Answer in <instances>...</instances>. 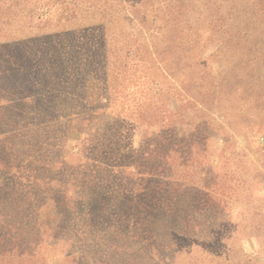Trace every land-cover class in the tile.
<instances>
[{
	"label": "rangeland",
	"instance_id": "rangeland-1",
	"mask_svg": "<svg viewBox=\"0 0 264 264\" xmlns=\"http://www.w3.org/2000/svg\"><path fill=\"white\" fill-rule=\"evenodd\" d=\"M83 26H102L115 115L135 116L134 103L142 100L141 112L166 114L186 140L205 127L206 139L191 147L183 142L182 159L174 147L167 166L182 183L185 234L175 235L177 221L167 220L162 246L119 240L111 254L99 252L107 244L72 237L63 206L41 198L44 189L63 190L70 168L84 161V146L91 151L78 133L91 123L66 121L63 134H50L51 147L42 126L0 140V230L8 227L14 243L17 231L28 232L19 234L23 245L14 252H33L19 263L17 256L3 258L11 264H264V0H0V42ZM100 76L85 82L91 101L104 94ZM130 120L122 146L137 149L156 127L150 119L142 126ZM94 126L87 130L91 140L100 130ZM37 166L41 182L30 177ZM205 194L209 205L193 201Z\"/></svg>",
	"mask_w": 264,
	"mask_h": 264
},
{
	"label": "trees",
	"instance_id": "trees-1",
	"mask_svg": "<svg viewBox=\"0 0 264 264\" xmlns=\"http://www.w3.org/2000/svg\"><path fill=\"white\" fill-rule=\"evenodd\" d=\"M90 27L64 29L45 38L0 42V140L4 142L8 135L19 136L21 130L40 126L47 128V137L55 132L63 134L66 121L91 123L87 130H92V125L100 126L92 140L87 138V130H78L80 142L83 146L90 143L91 151L87 152L84 146V161L70 168L73 174L65 188L58 192L44 189L42 203L50 201L63 206L59 213L73 225L72 237L86 236L89 241H98L97 246L107 244L105 249H99L100 253L111 254L120 249L119 240L162 246L161 230L166 221H177L179 226L173 233L180 236L185 234L188 219L178 207L182 183L179 177L172 178L167 173L170 151L176 147L174 151L182 159L186 152L181 153L180 148L187 149L183 142L187 147L203 142L206 133L200 132H205V127L198 125L197 131L190 134L191 139L186 140L179 136L166 114L141 112L142 100L134 103L138 111L135 116L115 115L107 97L109 63L102 26ZM97 74L101 75L99 81L106 94L91 101L85 82ZM21 105L28 109L20 114L11 111ZM130 119L139 126L150 119L149 124L156 127L137 149L122 146V127ZM48 139L47 146L51 147L54 136ZM58 163L64 164L62 159ZM42 170L37 166L30 177L41 182ZM72 187L74 192L69 191ZM195 200L206 205L213 202L207 194L204 199L196 196ZM3 230L0 237L3 234L4 241L9 242H5L6 248L0 247V264L12 263L4 256H17L16 263L21 262L23 255L33 256L26 248H17L18 254L14 252L19 241L23 245L19 234L26 236L28 232L17 231L19 241L14 243L8 227Z\"/></svg>",
	"mask_w": 264,
	"mask_h": 264
}]
</instances>
